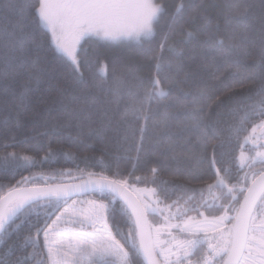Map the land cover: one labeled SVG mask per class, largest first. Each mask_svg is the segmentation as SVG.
Here are the masks:
<instances>
[{
	"label": "snow or ice",
	"instance_id": "snow-or-ice-1",
	"mask_svg": "<svg viewBox=\"0 0 264 264\" xmlns=\"http://www.w3.org/2000/svg\"><path fill=\"white\" fill-rule=\"evenodd\" d=\"M166 15V5L155 0H0V17L10 22L0 27V66L7 69L19 61L21 66H32L37 85L46 74L55 80L48 90H54L56 95L50 97L44 111L50 114L60 106L65 119L54 130L71 133L79 128L88 105L71 110L69 106L81 95L96 102L88 87L90 76L86 75L92 62L83 49V44L93 39L134 41L141 54L154 62L149 75L139 78L143 88L139 104L132 103L119 114L123 123L131 127L132 121H148L154 115L153 102L159 107L160 101L169 97L163 107L175 108V118L181 121L172 132L165 111L160 133L147 146L145 128H139L140 140L131 157L133 170L127 176L119 171L108 176L78 168L77 176L59 173L70 177L69 182H46L43 186L35 176H22L5 196H0V243L13 234L19 236L25 229L28 234L5 253V257L15 259L0 257V264H30V260L35 264H141V258L146 264H264V142L257 143L258 139L264 140V0H226L221 16L223 27L219 22L213 25L203 0H181L157 32ZM186 15L198 21V31L205 34L201 46L232 59L237 66V83L244 94L229 109L235 119L226 130L205 124L204 109L208 108L210 120L214 109L232 101L237 89H228L233 95L222 92L218 85L227 77L216 76L213 71L208 72V79L196 80L195 72L185 71L183 51L168 46L171 34L179 30ZM157 36L158 53L151 46L144 47ZM192 42H197V36L189 31L186 39L177 44ZM166 47L174 55L175 64L164 55ZM173 68L174 78L162 75ZM117 71L112 69L113 76ZM226 73L228 77L236 74L231 65ZM173 92L177 95L173 96ZM189 129L198 133L197 140L185 139L182 155L172 159L196 160L198 167L188 169L189 180L204 186L181 187V194L168 202V182L161 180L157 184L162 170L159 157L172 151V143L164 144L165 140H179ZM103 131V126L90 128L87 135L98 136ZM258 131L260 137L256 135ZM245 132L248 134L241 148L251 141L255 155L243 150L239 155L227 151L234 139L239 143ZM213 138L216 143L211 145L212 155L208 158ZM51 155L50 151L37 160L5 152L0 155V169L35 167ZM82 159L87 162L91 158ZM141 160L146 174L136 176ZM206 177L211 183L206 182ZM41 179L55 181L56 176ZM139 183L145 187L136 188ZM130 189L137 193L134 200L129 197ZM84 194L98 199H76ZM118 200L122 202L119 209L114 207ZM213 209L217 214H206ZM157 212L164 222L155 226L154 234L146 232L147 215ZM125 214L134 221L127 232H122L120 220ZM173 229L178 235L173 234ZM65 236L69 237L67 241L62 239ZM205 246L204 254L194 262L191 257ZM28 247L32 252H27Z\"/></svg>",
	"mask_w": 264,
	"mask_h": 264
},
{
	"label": "trees",
	"instance_id": "trees-1",
	"mask_svg": "<svg viewBox=\"0 0 264 264\" xmlns=\"http://www.w3.org/2000/svg\"><path fill=\"white\" fill-rule=\"evenodd\" d=\"M155 2L164 3L168 11V15L157 26L156 30L159 32L165 21L168 20V16L173 13L176 5L181 3V0H155ZM184 2H187V0H184ZM197 2L199 3L201 0H197ZM203 2L208 6L213 25L219 22L221 27H223L221 16L226 0H203ZM213 5H220V7H213ZM7 24H10V22L0 17V27ZM198 29L199 22L193 21L191 15H186L179 30L171 34L168 46H176L183 51L185 71L195 72L196 80L200 78L208 79V72L213 71L216 76L227 77L222 84L218 85L222 92L227 95H233L228 92V89H237L233 100L219 108H215L210 120L207 117L208 108L205 106L204 109L206 114L205 124L211 123L216 128L226 130L235 119L229 109L234 107L235 100L244 94L239 91V84L237 83L240 76L236 73L237 66L233 64L232 59L220 56L201 46L200 42L206 37ZM189 31H192L197 36V42L177 44L180 40L186 39V34ZM39 35L37 33V38H39ZM159 39L160 37L157 36L156 39L151 41L150 45L145 43L144 47L151 46L158 53L157 44ZM83 49L86 50V55L92 62V68L90 72H86V75L90 76L88 87L95 96L96 102L92 103L90 98L81 95L77 101L69 106V110H71V108H77L84 104L88 105L87 112L84 119L80 122L79 128L72 129L71 133L63 130H54V126L65 119V112L60 106H57V110L50 114L44 111L48 106L50 97L56 95L54 90L51 92L48 90L49 84L55 83L54 79L46 74L42 82L37 85L33 77L34 69L31 65L21 66L19 61H14L7 69L0 66V155L5 152H16L17 154L29 155L40 160L49 154L50 151L52 153L51 158L42 165L37 164L35 167L19 168L12 171L0 169V196H5L9 188L15 185L16 181L20 180L22 176L37 177V182L41 186L46 182L54 183L61 180L69 182L70 177L67 175L61 177L59 173L71 172L73 176H77L79 175L78 168L84 169L86 172H103V174L108 176L119 171L122 176H127L133 170L134 161L131 157L135 156V147L140 140L139 128L141 126L145 128L144 143L147 146L152 144L155 136L160 133V122L165 111L169 115V125L172 132L175 131L176 125L181 122L175 118V108L165 109L163 107L164 104L169 102L171 97L160 101L159 107H157L156 102H153L154 115L148 121L143 119L132 121L130 127L129 124L120 120V113H123L132 103L139 104L142 99L143 88L139 84V78L147 77L150 67L154 63L149 56L141 54L139 45L136 43L96 41L93 39L84 43ZM164 55L170 57L173 64H175V57L167 50V47ZM102 64L107 65L108 74L106 76L100 72ZM230 65L236 74L228 77L226 69ZM114 67L118 69L115 76L112 73ZM162 75L174 78L175 69L166 71ZM181 76H183V73H181ZM164 83L167 84L168 80H164ZM96 85H99V87H96ZM175 95L177 93L173 92V96ZM207 103H211V101H206ZM104 110H107V115H105ZM101 126L104 128L101 135L91 137L87 135L90 128H99ZM133 133L135 134L133 135ZM247 134L245 132L239 137V143L234 139L226 150L235 155H239L241 150H248L246 144L243 145V149L241 148L243 138ZM13 136L15 140L12 139ZM197 136L198 133L195 130L189 129L183 133V137L179 140L174 142L164 141V144L172 143V151L165 156L159 157L162 161V170L159 173L157 184L161 180L168 182V202L176 199L181 194L178 190L181 187L200 188L204 186L201 182L189 180L188 169L189 167L193 169L198 167L196 160L180 159L177 161L172 159L173 156L182 155L185 139H191L195 142ZM214 143H216L214 138L209 141L206 153L208 158H211V145ZM85 156L91 159L84 162L82 158ZM260 167L259 164L256 165L257 169ZM145 174L146 168L143 160H141L134 175L144 176ZM54 175L56 176L55 181L41 179V177L51 178ZM206 182L211 183V179L206 177ZM148 186L152 187L154 185L149 184ZM135 187L143 188L145 185L139 183ZM76 199L88 201L98 199V197L90 194L77 197ZM121 204L122 202L118 200L114 207L119 209ZM84 207L87 208V204ZM206 214L217 213L213 209L212 212ZM148 215L151 227L153 224L159 225L164 222L159 212L155 214L149 213ZM191 215H195V213H191ZM133 221L134 218L129 219L128 215L125 214L124 218L120 220L121 231L127 232ZM27 234L28 231L25 229L19 236L13 234L11 239H8L5 243H0V257L15 259V256L5 257V253L8 252L10 245L22 242L23 236ZM68 239L69 237L66 236L64 240L67 241ZM205 251L206 246L199 249L191 259L194 262L199 260ZM27 252H32V248L28 247ZM20 254V252L16 253V255ZM30 264H35V261L30 260ZM141 264H145L142 258Z\"/></svg>",
	"mask_w": 264,
	"mask_h": 264
},
{
	"label": "rangeland",
	"instance_id": "rangeland-1",
	"mask_svg": "<svg viewBox=\"0 0 264 264\" xmlns=\"http://www.w3.org/2000/svg\"><path fill=\"white\" fill-rule=\"evenodd\" d=\"M125 43H135L134 41H124ZM118 43H123V42H118ZM100 72H101V74L102 75H104V76H106L107 74H108V70H107V65L106 64H102L101 65V67H100ZM257 137H260L261 136V133L258 131L257 132ZM251 142V141H250ZM260 142H264V140H259L258 139V141H257V143H260ZM252 143V142H251ZM247 154H251V155H255V149H248V150H244ZM133 191V190H132ZM133 193H134V195L137 197V193L136 192H134L133 191ZM158 213V212H157ZM152 214V213H151ZM173 223H176V221H173ZM162 224V223H161ZM160 225V224H159ZM155 226H158V225H154L153 224V226H152V228H153V234H154V232H155ZM173 231V234L174 235H178V233L176 232V230L175 229H173L172 230ZM210 235H212V233H210ZM66 238V236L65 237H63L62 239H65ZM119 238V237H118ZM161 261L163 260V257H160L159 258Z\"/></svg>",
	"mask_w": 264,
	"mask_h": 264
},
{
	"label": "water",
	"instance_id": "water-1",
	"mask_svg": "<svg viewBox=\"0 0 264 264\" xmlns=\"http://www.w3.org/2000/svg\"><path fill=\"white\" fill-rule=\"evenodd\" d=\"M250 143L251 142H249L248 144L250 145ZM252 147L255 149V146L252 145ZM86 195H90V194H84L82 196H86ZM79 197H81V196H79ZM129 197L131 199H133V200L136 199V196L134 195V193L131 190H129ZM145 231L146 232L151 231L153 233L152 227H151V223H150V220H149V215H147V224L145 225ZM144 263L146 264V262H144Z\"/></svg>",
	"mask_w": 264,
	"mask_h": 264
},
{
	"label": "flooded vegetation",
	"instance_id": "flooded-vegetation-1",
	"mask_svg": "<svg viewBox=\"0 0 264 264\" xmlns=\"http://www.w3.org/2000/svg\"><path fill=\"white\" fill-rule=\"evenodd\" d=\"M248 147H247V149H254L253 147H252V145L254 146V144L253 143H250V145L249 144H246ZM152 231H153V228H152Z\"/></svg>",
	"mask_w": 264,
	"mask_h": 264
}]
</instances>
